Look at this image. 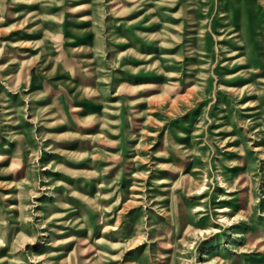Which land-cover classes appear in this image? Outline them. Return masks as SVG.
I'll return each instance as SVG.
<instances>
[{
  "label": "rangeland",
  "instance_id": "1",
  "mask_svg": "<svg viewBox=\"0 0 264 264\" xmlns=\"http://www.w3.org/2000/svg\"><path fill=\"white\" fill-rule=\"evenodd\" d=\"M0 264H264V0H0Z\"/></svg>",
  "mask_w": 264,
  "mask_h": 264
}]
</instances>
